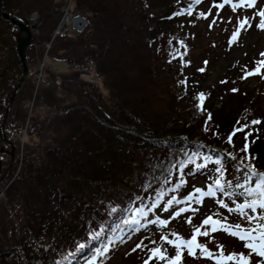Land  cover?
<instances>
[{
    "label": "trees",
    "instance_id": "obj_1",
    "mask_svg": "<svg viewBox=\"0 0 264 264\" xmlns=\"http://www.w3.org/2000/svg\"><path fill=\"white\" fill-rule=\"evenodd\" d=\"M0 4L2 12L25 23L38 12L34 43L42 46L61 19L64 0H0ZM156 5L155 0H76L74 11L87 19L88 26L77 37L66 35L54 42L49 61L66 69H48L49 84L37 90L30 78L19 84L17 29L0 13V149L4 133L13 141V132L25 125L32 95H37L34 116L29 119L33 131L26 135L21 162L0 186V264H109L112 256H120L121 248L131 250L133 238L148 247L167 248L171 256L173 248L160 236L174 239L171 233H177L187 239L206 216L217 214L216 219L229 224L242 221L246 225L238 213L217 203L223 199L233 208V201H242L221 194L214 201L193 202L198 211L174 219L171 211L186 205H174L165 212L161 203L146 218L137 217L144 227L135 232L124 224L137 208L152 203L149 196L173 187L181 171L187 183L164 200L169 195L182 198L199 188V181L211 184L216 165L208 163L198 170L195 165L203 162L201 157L215 159L232 153L238 160L243 155L239 149L245 143L244 133L227 142L233 126L239 127L237 121H261L248 137V151L255 169L264 172L259 165L264 159V116L248 114L251 107H242L230 123L224 116L229 109L225 106L239 99V90L232 91L238 89L235 82L230 84L232 93L224 86L201 90L198 69L204 68L186 74L182 65H189L192 55L188 32L179 25L187 16L175 9L157 16L152 12ZM27 62L29 69L35 67L31 48ZM259 96L249 97L250 104ZM262 99L252 108L264 114V94ZM209 100L212 103L207 106ZM0 159L4 167L9 162L4 154ZM224 160L225 180L235 184L236 161L226 155ZM165 177L170 184L164 183ZM156 217L168 219L167 227L148 223ZM217 234L200 238L208 241L213 252L221 242ZM79 244L85 247L80 249ZM136 257L135 264L146 260ZM183 259L191 264L194 258L185 252Z\"/></svg>",
    "mask_w": 264,
    "mask_h": 264
},
{
    "label": "snow or ice",
    "instance_id": "obj_2",
    "mask_svg": "<svg viewBox=\"0 0 264 264\" xmlns=\"http://www.w3.org/2000/svg\"><path fill=\"white\" fill-rule=\"evenodd\" d=\"M193 2L199 4L201 0H193ZM225 4L230 5L235 12L238 8L255 9L257 0H219V3L214 4V6L218 9H222ZM187 11L191 14L192 5H189ZM201 16L206 18V14L204 13H201ZM253 21H255L256 28L264 31V8L257 9L250 17L244 16L243 18H238L235 30L231 34L230 42H235L242 31L251 29ZM214 22L215 21H213V23ZM261 56L264 57V53H261ZM205 65H207V61H205ZM198 71H204V69H198ZM244 73L242 79H247L249 76L253 75H260L264 78V59L256 61L255 67L251 70H248L245 67ZM221 82L227 83V81ZM181 83L186 84V81H181ZM232 91L236 92L238 89L234 88ZM203 99L204 94L200 93L199 100L202 102ZM198 107L203 111L202 104H199ZM208 116L209 119H211V114H208ZM259 123H261V121L254 119L250 123L245 122L243 124H241L240 121H237L239 127H236L235 125L233 126V129L227 138L229 144L232 143V137L238 132L244 133L245 143L244 146L239 149L243 155L240 156L238 160L232 153L217 155L215 159L211 156L200 158L203 162L195 165L198 170L207 168L208 163L216 165L214 168L216 174L215 178L213 182L207 186V191L202 188H194L182 198L169 195V198L164 200L163 197L165 195L179 191V189L187 183L181 171L179 180L173 187L158 192L156 196H149L148 199H150L152 203H146L143 205V208H137L132 215V219L124 221V224L129 231L135 232L142 226L141 220L137 217L146 218L147 212L155 211L160 207L161 203L164 205L163 211L165 212L173 209L174 205H186V207H176L174 211H171V218L174 219L185 212L198 211L199 209L192 207L193 202L200 204L203 202L204 197L215 198L219 192L222 196H227L229 200H231L232 197H236L237 200L242 201L241 203L236 204L234 208H229L228 204L225 203L223 199H218L217 203H219L222 208H228L230 212L238 213V218L243 219L247 226L236 223L229 224L226 219H216L215 215L217 214L206 216L200 221V226L194 227L187 239L179 236L177 233H171L175 239H169L168 235L160 236V240H163L165 244L170 245L173 248L174 254L171 256H169L167 248H163V250L162 247L150 248L147 244H144L143 241L138 243L136 248H147L149 253V257L144 261V264H152V262L156 260L163 261L164 264H181L185 252H187L189 256H196L197 250H199L201 256L216 260L217 264H227L229 261L234 262V264H254L251 254H255V256L259 258H264V172L255 169V166L252 164L254 157L248 151V137L252 136L253 131L255 130L252 126ZM246 129H248V131H245ZM205 130L207 131L208 129L206 128ZM225 155L231 160L236 161L235 171L239 175L235 177V184H233L232 180H225V173L228 171L225 166ZM184 166L186 167L187 165ZM254 178H256L255 182ZM164 183L170 184L171 181L165 177ZM233 203H235V201H233ZM257 209H260L261 211L258 212ZM186 222L191 224V218H188ZM148 223H155L162 227H167L169 220H161L159 217H156L154 220H148ZM218 231L228 232L231 235H237L239 233L238 238L241 241H244V247L248 248L250 253H229L228 255H225L223 246H219L218 252L211 251L207 246L208 241H201L200 238H210L212 233ZM146 239L148 238L146 237ZM150 243L156 244L157 241L151 240ZM78 247L83 249L85 245L79 244ZM136 248H134L133 251H135Z\"/></svg>",
    "mask_w": 264,
    "mask_h": 264
},
{
    "label": "rangeland",
    "instance_id": "obj_3",
    "mask_svg": "<svg viewBox=\"0 0 264 264\" xmlns=\"http://www.w3.org/2000/svg\"><path fill=\"white\" fill-rule=\"evenodd\" d=\"M157 5L152 9L157 16L160 14L171 13L170 11L175 9V12H182L185 14V22L179 25L183 27L184 32H188L186 35V40L191 48V63L182 64L185 68L186 74H191L193 71H197L198 68L203 67L204 71H199V83L201 90H213L218 86H224L227 91H230L231 83L235 82L239 95L244 96L237 97L225 107L229 109L225 110V117L230 121H233V115L240 112L242 107L248 108V114H255L258 116H264L261 110H254L252 106L260 105L263 103L262 94H264V78L260 75L249 76L247 79H242L244 76L245 67L251 70L255 67V62L264 59L261 53H264V31L256 28L255 21H253V26L247 31H242L239 38L235 42L231 41V34L235 30V26L238 18H243L244 16H251L257 9L264 8V0H257L256 8H244L240 12H232L229 14L227 7L218 9L214 4L219 3V0H201L199 4H194L193 0H155ZM194 4V5H193ZM192 5L191 14L187 11L188 6ZM201 13L206 14V18L201 16ZM213 21H215L213 23ZM170 26V24H167ZM170 26L169 28H171ZM189 34V35H188ZM169 47V44L165 46V50ZM207 61V65H205ZM51 69L64 72L66 67L58 66L54 62L51 63ZM48 64V65H49ZM164 64V63H163ZM197 77V76H196ZM221 81H227V83H222ZM230 93H232L230 91ZM246 93V94H244ZM260 93V96L252 104V97ZM244 94V95H243ZM36 101H34L35 104ZM212 103L209 100L207 106ZM224 107V108H225ZM242 112V111H241ZM228 113V114H227ZM217 115V114H216ZM248 117V116H247ZM254 119L245 120L244 123H250ZM258 125V124H257ZM255 125L252 126V128ZM248 131V129H246ZM262 133V132H260ZM225 147V146H224ZM262 171H264V159L259 162ZM199 186L204 185V182H198ZM236 202L233 208L236 206ZM208 205H215L214 202ZM242 225L241 223H237ZM219 246H223L225 255L229 253H245L249 254L250 250L244 247V242L240 244L236 239L230 236V238L224 234H218ZM240 241V240H239ZM140 243L138 238H133L131 240V250L128 252L124 248H121L119 255L112 256L109 260V264H135L138 261L136 255L142 258L148 259L149 253H145L144 250L136 248V245ZM136 248L135 251L133 249ZM218 252V249L215 250ZM127 253V255H126ZM135 253V255H134ZM133 254V255H132ZM254 264H264V258L256 257L255 254H251ZM154 262V261H153ZM152 264H164L163 261L156 260V263ZM181 264H187L182 260ZM191 264H217L216 260L208 259L200 255L199 250L197 251V257L192 259ZM227 264H234V262H227Z\"/></svg>",
    "mask_w": 264,
    "mask_h": 264
},
{
    "label": "water",
    "instance_id": "obj_4",
    "mask_svg": "<svg viewBox=\"0 0 264 264\" xmlns=\"http://www.w3.org/2000/svg\"><path fill=\"white\" fill-rule=\"evenodd\" d=\"M0 13L3 19L9 21L13 27H15L18 32L16 34V54L20 60L21 66H22V77L19 80V84H21L27 77L28 74V65H27V52L29 50V47L32 43L33 35H32V29L30 28L23 20L17 17H10L8 14L1 11L0 7ZM18 90V87L14 90L11 99L10 104L13 102L16 92ZM7 112L4 116V119L6 118ZM4 141L8 145L9 150H6L4 147L0 149V154H6L9 156L10 161L6 168H2V163L0 161V184L3 183V181L6 179L7 175L11 171L14 164L17 162L15 160V147L10 142L6 135L4 134Z\"/></svg>",
    "mask_w": 264,
    "mask_h": 264
},
{
    "label": "built area",
    "instance_id": "obj_5",
    "mask_svg": "<svg viewBox=\"0 0 264 264\" xmlns=\"http://www.w3.org/2000/svg\"><path fill=\"white\" fill-rule=\"evenodd\" d=\"M74 1L75 0H66V5L62 9L63 16H62L61 22L57 30L55 31L53 38L63 37L67 33L68 29L72 32L79 33V32H82L83 29L85 28L87 24L86 20L82 17L76 16L75 14H73L71 10L72 3ZM36 18L37 16L34 15L30 18V21L34 23ZM50 46H51V43L46 45V51H49ZM44 71H45V64L39 63L38 70L30 73L31 76L36 78L37 86L47 83V76Z\"/></svg>",
    "mask_w": 264,
    "mask_h": 264
},
{
    "label": "bare ground",
    "instance_id": "obj_6",
    "mask_svg": "<svg viewBox=\"0 0 264 264\" xmlns=\"http://www.w3.org/2000/svg\"><path fill=\"white\" fill-rule=\"evenodd\" d=\"M8 146H5V148H7Z\"/></svg>",
    "mask_w": 264,
    "mask_h": 264
}]
</instances>
